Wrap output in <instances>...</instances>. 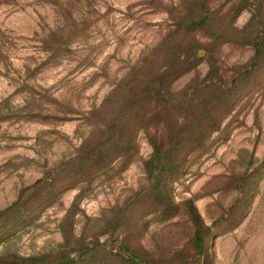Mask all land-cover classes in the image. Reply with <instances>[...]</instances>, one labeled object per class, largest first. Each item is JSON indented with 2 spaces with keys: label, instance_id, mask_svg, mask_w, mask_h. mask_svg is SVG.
I'll list each match as a JSON object with an SVG mask.
<instances>
[{
  "label": "rangeland",
  "instance_id": "374dc122",
  "mask_svg": "<svg viewBox=\"0 0 264 264\" xmlns=\"http://www.w3.org/2000/svg\"><path fill=\"white\" fill-rule=\"evenodd\" d=\"M179 2L0 0V254L57 253L73 202L66 226L84 242L117 236L149 246L188 234L182 205L161 218L147 193L143 161L151 145L144 130L136 132L129 161L112 160L86 178L59 166L93 128L88 112L161 37L168 7ZM209 2L225 9L230 0ZM249 16L241 10L234 24ZM218 53L230 65L246 61L253 48L225 42ZM206 68L200 63L172 87ZM256 75L220 130L169 181L174 200L191 197L211 225L213 264H264L263 66Z\"/></svg>",
  "mask_w": 264,
  "mask_h": 264
},
{
  "label": "trees",
  "instance_id": "16d2710c",
  "mask_svg": "<svg viewBox=\"0 0 264 264\" xmlns=\"http://www.w3.org/2000/svg\"><path fill=\"white\" fill-rule=\"evenodd\" d=\"M243 9L250 10V16L239 27L234 19ZM167 10L168 28L88 112L93 128L59 166L64 165L60 172L70 169L86 178L112 160L129 161L137 151L136 132L144 130L151 145L143 161L147 193L160 207L161 218L176 215L182 205L188 234L182 242L173 239L149 246L132 245L117 236L84 242L66 226L73 202L61 222L63 242L57 253L0 254V264H213L207 244L211 225L191 197L174 200L169 181L190 154L220 130L236 101L255 83L257 69L264 67V0H230L225 9L209 0H180ZM225 42L250 44L253 53L244 62L225 65L218 53ZM202 62L207 65L203 74L172 87L174 80Z\"/></svg>",
  "mask_w": 264,
  "mask_h": 264
}]
</instances>
